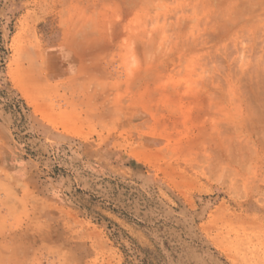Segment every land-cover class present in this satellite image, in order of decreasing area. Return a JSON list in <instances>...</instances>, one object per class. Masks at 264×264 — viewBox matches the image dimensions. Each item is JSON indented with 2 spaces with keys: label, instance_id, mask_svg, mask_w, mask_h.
Masks as SVG:
<instances>
[{
  "label": "rangeland",
  "instance_id": "rangeland-1",
  "mask_svg": "<svg viewBox=\"0 0 264 264\" xmlns=\"http://www.w3.org/2000/svg\"><path fill=\"white\" fill-rule=\"evenodd\" d=\"M0 38V264L264 246V0H0Z\"/></svg>",
  "mask_w": 264,
  "mask_h": 264
},
{
  "label": "trees",
  "instance_id": "trees-1",
  "mask_svg": "<svg viewBox=\"0 0 264 264\" xmlns=\"http://www.w3.org/2000/svg\"><path fill=\"white\" fill-rule=\"evenodd\" d=\"M6 49H4L2 42H1V38H0V60L2 59V55L4 58V55H6ZM3 99V101H1L4 104V107L6 109H12L15 110L16 112L20 113L21 110L26 111V108L23 104V102L18 99L17 97H13L12 95L7 94L4 91H0V100Z\"/></svg>",
  "mask_w": 264,
  "mask_h": 264
},
{
  "label": "crops",
  "instance_id": "crops-1",
  "mask_svg": "<svg viewBox=\"0 0 264 264\" xmlns=\"http://www.w3.org/2000/svg\"><path fill=\"white\" fill-rule=\"evenodd\" d=\"M254 250H251L252 256L248 264H264V246L263 245H254Z\"/></svg>",
  "mask_w": 264,
  "mask_h": 264
}]
</instances>
